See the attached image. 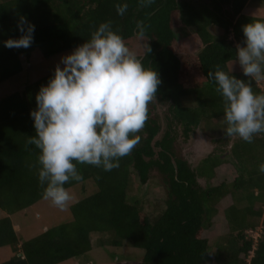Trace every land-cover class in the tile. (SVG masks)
Here are the masks:
<instances>
[{"label": "trees", "instance_id": "1", "mask_svg": "<svg viewBox=\"0 0 264 264\" xmlns=\"http://www.w3.org/2000/svg\"><path fill=\"white\" fill-rule=\"evenodd\" d=\"M250 1L153 0L141 6V0H0V84L24 71V58L47 59L74 49L106 21L161 79L132 153L111 171L77 165L83 178L65 187L82 185L80 197L86 195L70 205L72 217L27 240L9 215L44 199L37 176L39 149L28 144L36 135L30 112L54 71L0 99V208L9 214L0 218V247L13 252L0 264H57L88 257L94 234L101 236L100 246L144 250L140 264H218L217 258L220 264H264V173L259 171L264 133L247 143L227 137L224 130L196 162L182 149L203 121L224 116L223 98L208 72L219 65L251 80L242 69H232L238 63L236 44L244 43L242 26L264 20V12L262 17L243 13ZM116 4L128 5L122 16ZM21 17L35 25L34 42L27 49H9L4 41L21 35ZM138 24L144 26L143 37ZM188 29L200 38L198 51L179 38ZM251 87L264 93L255 80ZM223 167H232L235 176L221 178ZM132 175L140 185L161 183L165 198L158 214L143 200L130 198ZM223 222L227 230L216 234L220 240L214 249L211 240Z\"/></svg>", "mask_w": 264, "mask_h": 264}, {"label": "clouds", "instance_id": "2", "mask_svg": "<svg viewBox=\"0 0 264 264\" xmlns=\"http://www.w3.org/2000/svg\"><path fill=\"white\" fill-rule=\"evenodd\" d=\"M151 3L141 0V6ZM115 7L122 16L128 5ZM137 26L143 37L144 26ZM17 28L21 35L8 38L4 46L31 47L35 25L21 17ZM242 31L244 43L236 44V60L245 77L259 82L264 80V20L246 23ZM145 47L151 51L147 43ZM208 77L224 101L225 135L253 143L264 133V93L254 92L251 80L237 78L219 65ZM160 83L158 72L144 66L111 21L101 22L89 40L62 56L54 75L40 86L37 107L30 112L36 135L28 144L39 149L37 176L44 199L61 210L69 206L73 196L65 185L83 178L77 165L118 168L141 140ZM259 171L264 173V163Z\"/></svg>", "mask_w": 264, "mask_h": 264}, {"label": "rangeland", "instance_id": "3", "mask_svg": "<svg viewBox=\"0 0 264 264\" xmlns=\"http://www.w3.org/2000/svg\"><path fill=\"white\" fill-rule=\"evenodd\" d=\"M264 12V0H251L243 13L247 15H257L262 17ZM212 31H215L214 28ZM216 32V31H215ZM179 38L186 41L187 44L194 50L201 49L200 38L191 30L187 32H180ZM75 49V48H74ZM74 49L64 51L53 55L50 58L42 59L40 55H34L32 59L24 58V71L19 75L11 78L0 84V99L13 91L28 85L31 82L43 77L44 75L55 70L58 63L61 62V57L72 52ZM34 54L40 52L38 49H33ZM182 57V55H181ZM62 66V65H61ZM235 71L241 70L238 63L232 65ZM259 84L264 88V80L259 81ZM224 119L205 120L201 123L195 134L192 135L191 140L183 144V153L188 155L192 161H199L206 153L212 149V138L220 136L224 131ZM221 178L225 176L232 179L235 176L233 168H221ZM219 178V180H222ZM157 180V179H156ZM77 188V190L75 189ZM72 194L73 199L70 201L66 209H59L55 207L50 200L42 199L32 205L30 208L9 215L5 210L0 208V218L10 216L15 224V228L19 230V234L23 240L30 239L40 233V231L47 227L63 223L72 217L70 212V205L78 201L86 194L80 197L82 185L68 188ZM130 198L141 199L146 203L147 209L155 214L163 208L165 198V191L161 183L152 180L146 185H140L139 179L135 175L131 176V185L128 191ZM80 197V198H79ZM155 208V211H153ZM222 214L223 207L219 206ZM215 236L211 240L212 248H217L216 245L220 239L217 238L219 234L226 232L227 227L224 222L218 225ZM221 232L216 235L219 231ZM260 235V231L256 232L255 236ZM101 238L100 235H92L93 249L88 253V257L72 258L64 260L57 264H140L144 255V250L132 246L114 247V246H100L97 241ZM211 248V249H212ZM212 251V250H211ZM13 256L10 247H0V262L5 261ZM218 264L222 263L219 258L216 259Z\"/></svg>", "mask_w": 264, "mask_h": 264}, {"label": "built area", "instance_id": "4", "mask_svg": "<svg viewBox=\"0 0 264 264\" xmlns=\"http://www.w3.org/2000/svg\"><path fill=\"white\" fill-rule=\"evenodd\" d=\"M256 232H258V230H257ZM256 232H254L253 234L255 235V234H256ZM258 236H260V235H258ZM258 236H257V237H258Z\"/></svg>", "mask_w": 264, "mask_h": 264}]
</instances>
